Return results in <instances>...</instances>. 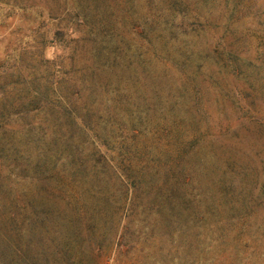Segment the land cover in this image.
Wrapping results in <instances>:
<instances>
[{
  "label": "rangeland",
  "instance_id": "1",
  "mask_svg": "<svg viewBox=\"0 0 264 264\" xmlns=\"http://www.w3.org/2000/svg\"><path fill=\"white\" fill-rule=\"evenodd\" d=\"M19 1L0 15V81L17 105L36 93L22 110L36 127L0 154V215L61 209L69 264H264V0H192L168 25L170 0ZM93 34L113 35L115 61L93 56ZM67 77L96 87L71 114L42 100ZM134 183L160 209H128Z\"/></svg>",
  "mask_w": 264,
  "mask_h": 264
},
{
  "label": "trees",
  "instance_id": "2",
  "mask_svg": "<svg viewBox=\"0 0 264 264\" xmlns=\"http://www.w3.org/2000/svg\"><path fill=\"white\" fill-rule=\"evenodd\" d=\"M86 1H90V4H94V2L98 0ZM170 1L174 4V8H170L165 11L166 13H164L163 18L165 20V25H168V23L174 24L179 19L180 21L188 20V18L193 16L192 12L197 11V2L194 3L192 0ZM6 4V6L0 7V15L2 16L12 12L15 8H20L22 3L19 0H8ZM178 5L181 6L179 10L177 9ZM71 13L74 14L75 18L80 19L81 22H83V18H87V12L81 14L76 8L72 9ZM182 24L183 23H179L178 26H182ZM170 28H172V26ZM56 34L59 36L65 35L64 31L61 30L57 31ZM93 38L97 41V47H95L93 52V56L95 58L99 59V56L104 54L103 58H111L110 60L115 61L119 57V55L115 52L108 53V41H114L113 35L104 36L103 38L97 34H93ZM112 54L113 58L111 57ZM107 63V61L103 63V68L107 69ZM141 63L145 64V61L142 59ZM113 65L114 63H112L111 67H115ZM99 67V64L92 66L94 71H97ZM13 87L14 86L11 83L0 81V154L5 151H15L14 139H12L13 134L21 132V129L25 134L26 125H28L31 130H34L33 128L36 127V125L32 122L27 123V119H25L27 116L22 113L23 109H29L30 106L34 104L36 97H33V94L35 95L36 93H31V95L21 97L19 105H17L16 96L13 95ZM94 89H96V87L94 86L93 88L91 82H80L78 79L69 80L67 77V81H62L58 85V91L60 93L58 96L59 100L57 102L44 98H42V100L49 105L52 110L59 108L61 113L71 114V109L75 104L71 96L79 100L86 91L90 92V94L94 93ZM86 112L89 114L90 109L88 108V111ZM82 118V116H73L72 121L77 123L80 120L81 124L85 125L86 122L83 123L84 121H82ZM16 124L26 125L15 129ZM29 136V134L26 136V140ZM12 159H14V157H12ZM37 166L38 165L33 166L32 170L37 169ZM138 169L139 168L136 165H128L124 172L126 173L127 170H130L131 175L128 176L127 179L136 176L138 174ZM22 170L24 172V168ZM96 175L98 177H104V172L96 173ZM5 188L7 187L0 181V191ZM38 188L40 187H36L35 189L36 196L38 195L37 190L43 191V189ZM132 188V198L128 201V209H145L146 207L150 209L153 207L160 209V207H156L151 202H148V206L143 203V198L140 195V189L138 188L137 183H134ZM172 204L173 202L171 201L169 204L170 209L173 208ZM1 213L2 210L0 209V214ZM1 217L2 219H0V224H3V228L2 230L0 228V264H46V260L44 259L45 250L46 256L56 254L52 261L57 262L52 264L74 263L80 257V255L79 257L75 255L78 253L80 254V252H73L71 250L72 248H70L65 241L66 237L71 234L69 229L71 227L66 223L64 219L65 215L61 209H13L7 212L6 217ZM10 224H16V226H18L15 236H12L5 230ZM92 235H95L93 231ZM33 236L37 237L39 240H43L44 250L33 249V246L31 245ZM121 238L122 237L120 235L118 239ZM90 252L91 253L89 254L95 255L92 246L90 247ZM33 258H35L34 261L32 260Z\"/></svg>",
  "mask_w": 264,
  "mask_h": 264
}]
</instances>
